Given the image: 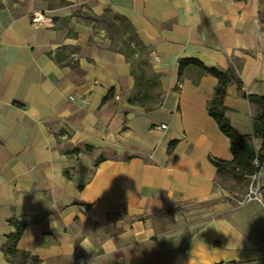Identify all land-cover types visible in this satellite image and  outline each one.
<instances>
[{"label":"crops","instance_id":"0c3cea01","mask_svg":"<svg viewBox=\"0 0 264 264\" xmlns=\"http://www.w3.org/2000/svg\"><path fill=\"white\" fill-rule=\"evenodd\" d=\"M89 4L128 19L161 99L127 102L132 65L90 25L61 37L32 23L43 0L0 8V264H17L1 250L9 218L26 222L17 249L38 259L19 264H264V164L260 200H245L249 176L220 184L210 157L233 155L207 113L217 80L195 65L178 73L185 58L232 70L226 115L259 152L264 109L242 93L264 96V0ZM65 45L80 47L75 62L53 59Z\"/></svg>","mask_w":264,"mask_h":264},{"label":"trees","instance_id":"16d2710c","mask_svg":"<svg viewBox=\"0 0 264 264\" xmlns=\"http://www.w3.org/2000/svg\"><path fill=\"white\" fill-rule=\"evenodd\" d=\"M262 21H264V17H262ZM83 23L90 25L93 29H95L98 24H103L105 28L111 29L115 36L118 35L120 45L119 42L117 44L116 39L112 37L109 39L111 42L107 45V48L122 53L131 63V74L135 79V89L138 86L140 77L133 69L134 67L132 61H135V59L132 58V56L134 55H137L138 57L142 55L144 57L142 63L147 65V68L151 71L152 78H154L155 83L158 86V75L152 71L147 60L148 49L141 43L137 32L125 16L113 12L109 8L104 9L103 13L97 16L89 9V11L83 13ZM53 59L57 63L60 62L56 55ZM189 65L200 67L205 72L213 75L217 80L213 93L207 102V113L216 121L221 132L229 139L230 150L233 155V159L231 161L210 157V161L216 167L218 177L220 178L224 173L230 174L234 177H243L249 176L250 174L258 171L262 164H264V113H262L259 117V121L262 126L260 129V133L262 134V144L259 152H255L251 138L237 132L231 126L226 115V106L224 105L226 87L231 82H235L237 85L240 83L233 71L230 69L220 71L215 68H207L196 59L185 58L178 61V73L181 74L182 70ZM140 74V76L144 75L143 69L140 71ZM242 94L249 101L260 104L262 109H264V96L246 95L244 92ZM112 96L113 89H110L103 99H107ZM127 102L129 104L142 106L141 103H136L135 99L131 97L127 98ZM172 145L173 143H170L169 148ZM254 158L257 159V164L253 163ZM8 222L14 227V232L6 235V241L1 245L3 253L10 256L19 254L21 259L28 257L31 263H36L38 260L37 257L29 256L27 253L23 251L21 252L17 249V242L26 226V222L15 218H9Z\"/></svg>","mask_w":264,"mask_h":264},{"label":"rangeland","instance_id":"374dc122","mask_svg":"<svg viewBox=\"0 0 264 264\" xmlns=\"http://www.w3.org/2000/svg\"><path fill=\"white\" fill-rule=\"evenodd\" d=\"M46 2L45 10L41 13L36 10L33 11L31 16H34V13H39V17L42 21L39 26H49L53 29L59 31L61 37H71L74 38L77 36V31L83 23V13L89 11L90 9V0H43ZM26 0H0V8L6 9L9 12H20L24 9ZM42 15V16H41ZM39 24V23H36ZM94 33L103 34L107 39L104 41L106 45L110 44V38L114 37L118 44V35H114V32L111 29L105 28L103 24H98ZM120 45V42H119ZM79 46L70 45V46H61L58 48L56 57L60 60L61 63H70L75 62L71 57V52L79 51ZM135 61H132L133 69L136 71L140 77L138 86L131 94V98L135 99L136 103H141L145 109L151 108L159 103L161 99L160 90L155 83L154 78H152L151 71L147 68V65H144L142 62L144 57L140 55L132 56ZM144 70V75L140 76V71ZM241 177H234L230 174L224 173L220 178V184L226 189H241ZM16 259V263L21 262V257L19 254H14L12 256Z\"/></svg>","mask_w":264,"mask_h":264},{"label":"built area","instance_id":"2783aa9c","mask_svg":"<svg viewBox=\"0 0 264 264\" xmlns=\"http://www.w3.org/2000/svg\"><path fill=\"white\" fill-rule=\"evenodd\" d=\"M41 19L39 17V13H34V16L32 17V23L33 24H36V23L41 24L42 23ZM161 126L164 127L163 124ZM253 163L257 164V159L256 158L253 159ZM257 172L258 171H256V172H254V173L249 175L248 190H247V193L245 195V200L246 201L260 200L259 184H258V178H257L258 174H257ZM220 264H230V263H220Z\"/></svg>","mask_w":264,"mask_h":264},{"label":"clouds","instance_id":"9594fccd","mask_svg":"<svg viewBox=\"0 0 264 264\" xmlns=\"http://www.w3.org/2000/svg\"><path fill=\"white\" fill-rule=\"evenodd\" d=\"M85 248H86V246H85ZM87 249V248H86ZM115 251V248H113V252Z\"/></svg>","mask_w":264,"mask_h":264}]
</instances>
